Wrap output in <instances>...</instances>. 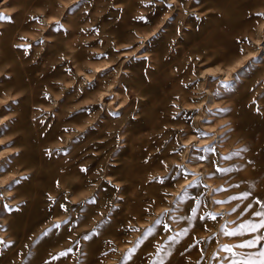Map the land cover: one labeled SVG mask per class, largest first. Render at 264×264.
Wrapping results in <instances>:
<instances>
[{
	"label": "rangeland",
	"instance_id": "obj_1",
	"mask_svg": "<svg viewBox=\"0 0 264 264\" xmlns=\"http://www.w3.org/2000/svg\"><path fill=\"white\" fill-rule=\"evenodd\" d=\"M262 14L0 0V264H261Z\"/></svg>",
	"mask_w": 264,
	"mask_h": 264
},
{
	"label": "snow or ice",
	"instance_id": "obj_2",
	"mask_svg": "<svg viewBox=\"0 0 264 264\" xmlns=\"http://www.w3.org/2000/svg\"><path fill=\"white\" fill-rule=\"evenodd\" d=\"M262 15H264V14H262ZM0 19H2V17H0ZM193 146H194V145H193ZM256 215H257V216H260V215H262V213L257 212ZM241 227L244 228L245 230H248V227H249V226H247V225H242ZM250 227H251V230H252V231H256L258 227H264V222H262L260 225H251ZM228 234H229V235H233V234H235V233H228ZM259 239H260V238H257L256 240H250V241H248L245 245H242V246L253 247V246L259 241ZM260 255H261L262 257H264V252H262ZM261 264H264V260L261 261Z\"/></svg>",
	"mask_w": 264,
	"mask_h": 264
},
{
	"label": "bare ground",
	"instance_id": "obj_3",
	"mask_svg": "<svg viewBox=\"0 0 264 264\" xmlns=\"http://www.w3.org/2000/svg\"><path fill=\"white\" fill-rule=\"evenodd\" d=\"M72 23H74V22H72ZM7 33V32H6ZM10 34V33H9ZM4 35V34H3ZM6 35V34H5ZM1 36V35H0ZM7 37V36H6ZM9 39V38H8ZM7 39V40H8ZM2 40H3V38H2V36H1V38H0V41H1V43H0V46H2ZM3 46H5V45H3ZM2 49H4L3 47H2ZM2 52H3V50H2ZM254 175V174H253ZM256 175V174H255ZM252 183V182H251ZM256 184V183H255ZM259 233V232H258ZM259 238H260V236H258ZM262 237V236H261Z\"/></svg>",
	"mask_w": 264,
	"mask_h": 264
}]
</instances>
